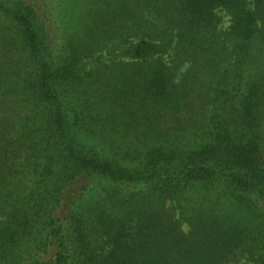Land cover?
<instances>
[{
    "label": "trees",
    "instance_id": "trees-1",
    "mask_svg": "<svg viewBox=\"0 0 264 264\" xmlns=\"http://www.w3.org/2000/svg\"><path fill=\"white\" fill-rule=\"evenodd\" d=\"M243 263L264 0H0V264Z\"/></svg>",
    "mask_w": 264,
    "mask_h": 264
},
{
    "label": "rangeland",
    "instance_id": "rangeland-1",
    "mask_svg": "<svg viewBox=\"0 0 264 264\" xmlns=\"http://www.w3.org/2000/svg\"><path fill=\"white\" fill-rule=\"evenodd\" d=\"M184 229H185V226H184ZM243 264H247V263H243Z\"/></svg>",
    "mask_w": 264,
    "mask_h": 264
}]
</instances>
